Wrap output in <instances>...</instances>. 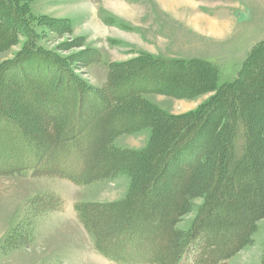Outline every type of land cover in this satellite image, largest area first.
<instances>
[{"label":"rangeland","instance_id":"374dc122","mask_svg":"<svg viewBox=\"0 0 264 264\" xmlns=\"http://www.w3.org/2000/svg\"><path fill=\"white\" fill-rule=\"evenodd\" d=\"M16 1L20 9L18 15L23 17V25L18 19L17 24L20 25H17V28H21L17 29L14 35L6 29L1 34L4 35L5 41L14 39L0 47V114L10 116L23 124L32 132V136L41 138L47 148L49 146L46 129L49 118L61 119L64 124L58 123L59 129L71 125L74 127L76 118L73 113L79 102V88L87 87L95 93L98 92L104 100L111 98L106 95V91L110 89V67H115V72L122 75L126 72L128 63L145 55L167 60L201 59L216 68L215 83L216 87H219L236 78L242 64L264 40V0ZM114 2L128 6L129 15L118 14ZM0 8L4 14L7 12L5 5ZM6 14L10 16L9 11ZM9 20L10 25L16 21L11 18ZM95 26L99 30H93ZM29 44L33 47L29 51L36 50L45 54L48 59L60 61V66L54 67L52 71L50 65L35 59L30 64L34 73H40L38 79L29 78L32 83L29 87H33L35 91L42 87L46 102L52 99V104L48 102L46 107L54 109V114L44 112L36 106L37 102L32 98H29L27 103L23 101L22 96H14L15 81L10 86L6 76L1 75V70L18 60L19 56L28 50L26 46ZM262 50L251 57L244 75L247 79H242L236 96H232L230 101L226 95L221 94L214 101L222 104L229 102L227 108L229 111L233 110L236 118L246 120L249 117L252 109L245 106L243 97L245 94L258 96L260 93L257 87L262 82L264 84V65L261 63L264 60V48ZM250 67L251 71H248ZM158 70L160 69L153 68L150 71ZM195 71V74L203 76L196 77L190 83L191 78L185 70L186 78L175 91L142 93L140 101L150 106L141 105V110L148 113L147 121H141L139 124V118H136L137 123L133 129L121 133L114 131L104 147L102 158H97L92 148L105 134L98 129V119L107 110L89 95L84 96L79 116V125L82 126L79 132V147L88 157L92 171V176L84 184H73L59 173L44 174L33 168L20 170L5 166L13 164L14 153L10 154V158L0 159V166L5 168H0V264H126L105 258L96 252L91 235L76 218L74 204L78 202L103 205L95 211L93 207L87 208L84 213L89 225L101 236L118 225H112L106 220L115 217L117 209L124 207L128 200L138 202L143 199L155 203L156 216L168 215L162 201L164 198H170V195L165 192L163 179L169 177L175 183L174 179L179 173L174 169L176 170L178 165H163L164 149L157 147L161 140L168 138L170 132L172 138H175L174 141L180 133L176 122L171 121L167 115L179 116L178 118L186 116L210 100L216 92L204 67L198 65ZM149 75V72L145 73V76ZM134 84L133 80L126 83L128 86ZM56 85L57 90L54 89ZM187 85H191L196 94L177 95L186 90ZM107 92L115 96L111 90ZM131 101L135 105L138 103L136 98ZM253 104L257 105V114L264 118V107L257 101ZM214 110L210 109L211 112ZM224 111L227 113L226 105ZM211 112L198 119L202 120L200 123L208 129L215 118ZM225 115L221 124L216 126V132L219 134L212 131L213 135L211 132L210 137L226 140L224 130L230 122L228 114ZM56 116L58 118L55 119ZM118 122L119 119L116 120V123ZM175 126L177 130L174 132L172 130ZM263 127L257 133L262 144ZM111 128V125L107 127V132ZM201 136L197 138L198 141H202L205 135L201 133ZM70 138L74 139V134H71ZM83 139H87L89 146L85 147ZM223 144L225 153L229 154L226 150L228 143L225 141ZM61 149L64 150V158H77L68 142L60 143L57 152ZM53 155L55 157L57 154ZM208 155V163H202L200 169H209L213 172V177L219 178L217 170L220 171L222 166L217 165L215 154ZM235 161L234 159L230 163V167H233ZM178 162L183 161L179 159ZM39 166L42 167L40 163ZM166 170V174H163ZM204 171H199V175L206 178ZM141 178L143 182L147 181L145 184H154L155 187L147 188L139 195L141 191L138 183ZM251 181L252 178L248 176L240 180L241 184ZM198 183L203 184V181L200 179ZM217 184H214V188ZM170 186L171 189L178 190L179 183L173 186L170 183ZM205 199L202 194L191 198L188 211L177 217L174 227L182 232L189 230L197 214L202 211ZM154 208L147 207V210ZM211 213L217 216L225 214L218 208L212 209ZM239 216L244 220L249 213L243 211ZM231 219L235 221V218ZM158 220L155 219L154 224H157ZM96 225L101 230H96ZM231 232L234 231L230 228L214 234L207 232L194 240L190 248L200 250L207 239L221 246L225 243L223 240L231 236L227 233ZM190 254L191 251L188 252L184 263L190 262ZM222 264H264V214L256 222L248 243Z\"/></svg>","mask_w":264,"mask_h":264},{"label":"trees","instance_id":"16d2710c","mask_svg":"<svg viewBox=\"0 0 264 264\" xmlns=\"http://www.w3.org/2000/svg\"><path fill=\"white\" fill-rule=\"evenodd\" d=\"M3 5L6 6V11L10 12V16L6 14L7 12L4 14L0 8V47L14 39H9V42L8 39L6 41L3 40L4 35H1L2 32H5L6 29L8 32H11V35H14L18 31L17 29L21 28L20 26L17 28V25H20V23L17 24V20L19 19L21 24L23 20V17L18 15L20 14V9L16 0H0V6L3 7ZM38 16L35 15V17ZM9 18L16 21L10 25ZM26 47L28 50L19 56L18 60L4 67L1 70V75L6 76L7 83L10 86L15 81L14 96H22L23 101L27 103L29 102L28 99L32 98L34 102H37L36 106L42 108L44 112L54 114L56 112L53 111L54 109L46 107V103L49 102L52 104L50 102L52 99L46 102L42 87L37 88L36 91L33 87H29L32 84L29 78L38 79L37 76L40 73H34V68L30 64L35 59L36 61L50 65L52 71L54 67L57 68L60 66L58 63L60 61L48 59L45 54L39 53L36 50L29 51L33 48L32 44ZM263 48L264 40L260 42L252 51L250 57L242 64L236 78L232 82L219 87H216L215 83L216 68L208 61L201 59L167 60L145 55L130 62L131 64L128 63L126 72L122 75H118L115 72V67H110L108 86L110 88L109 90L115 93V96L111 92H107L109 91L107 90L106 95H110L111 98L104 100L98 92L95 93L87 87L79 88V92L77 91L79 102L75 113H73L76 118L74 127L71 125L65 129H59L60 126H58V123L59 125L64 124L60 121L61 119L57 116L55 117V119L58 118L56 120L49 118L50 120L48 121V127L46 129L49 148L42 143L43 140H40L41 138L32 136V132L23 124L18 123V121L10 116L0 114V159L10 158V154L14 153L13 164H5V166H12L20 170L33 168L44 174L59 173V175L68 179L73 184H84L92 176L90 161L85 155V152L79 147L81 138L79 132L82 127L79 125V116L82 110L80 108L83 106L82 100L84 96L89 95L90 98L104 106L107 110L98 119V129L102 130L105 134L94 143L92 148L94 149L95 156L102 158L101 154L104 153V147L108 144L110 135L114 131L121 133L133 129L137 123L136 118H139V124L141 121H147L148 113L141 110V105H149L148 103L144 104L140 101L142 93H168L169 90L175 91L176 87L184 82V78H186L184 75L185 70L188 74L187 76L191 78L189 82L192 83L196 77L203 76L201 74L199 75V73L195 74V70L200 65L207 71L208 78L216 92L210 100L186 116L178 118L179 116L167 115L168 118L172 119L171 121L176 122L178 125L180 135L174 141L175 138H172V132H170L168 138L166 137L161 140L159 147H157V149H164L163 165L166 166V163H177L178 165L176 170L174 169L175 172L179 173L177 178L174 179L176 181H174L175 183L169 177L163 179L165 181L163 184L164 188H166L165 192L170 195V198H164L162 201V206L167 210L168 215L156 216L154 214L156 212V208H154L155 203H150L143 199V201L139 200L138 202L136 200H128L124 204V207L117 209L115 217L106 220L112 225L114 223H118V225L114 230L101 236L89 225L84 213L90 207H93L94 211L99 207L102 208V204L94 205L93 203L77 202L74 204V211L77 220L82 224L84 230L91 235L96 252L118 263L222 264L243 245L248 243L250 234L255 229L256 222L264 214V144L260 142L259 139L261 138H258L257 134L258 130L260 132V129L264 126V118L259 113L257 114V105L253 104L257 101L261 107H264V84L262 82L257 87V91L260 93L258 96L244 95L243 101L245 106H250L252 109L251 114L246 120L236 118L237 116H235L233 110L229 111L227 108L229 107V102L228 104H222L219 102L215 103L214 101L221 94L226 95L225 97L230 101L232 96H236L235 93L238 92V87L242 79H247V76L244 77V75L251 57L255 56ZM261 63L264 65V60ZM153 68L160 70L157 72L150 71ZM117 69L119 70V68ZM165 70L167 73H164ZM248 71H251V67ZM146 72H149L150 75L145 76ZM119 76L121 77L118 79ZM132 80L135 82L134 85H126V83ZM54 89H58L57 85ZM35 92L37 93L34 95ZM193 94L196 93L191 88V85H187L186 90L177 93L180 96ZM133 98H136L138 102L136 105L132 104L131 100ZM225 105L227 113L224 111ZM212 108L213 110L215 109L212 111L215 118L211 127L209 126L210 129H208L207 126L200 123L202 120L198 119H202V115L206 116L210 114V109L212 110ZM225 114H228V120L230 122L229 126L224 127V135L226 136L224 139H226V144L228 143L226 150L229 151V154L225 153L223 144L225 141L223 139L209 136L212 131L216 132V128H218L216 126L221 124L220 122L224 120ZM118 119L122 124H119L120 122L116 123ZM110 125L112 128L107 132V127ZM175 130H177V126L172 131L175 132ZM201 133L205 136H203L202 141L200 138V141H198L197 138L202 137ZM71 134H74V139L70 138ZM165 134L167 136V133ZM215 134H219V132ZM83 141L85 142V147L89 146L87 139H83ZM65 142L69 143L70 148L71 146L73 147L77 158H64L63 149L57 152L60 149V143ZM212 153L217 157V165L222 166L220 171L216 169L220 175L219 178L217 177L218 179L212 176L213 172H210L209 169L205 171L200 169L202 163H208L210 159L208 154L212 155ZM53 154L57 155L54 157ZM179 159L183 162H178ZM234 159L236 161L233 167H230V163ZM39 163L42 167L39 166ZM1 166V169H5ZM216 170H214V173ZM199 171H204L206 178L203 175H199ZM166 172L167 170L163 174H166ZM247 176L252 178L253 181L241 184L240 180ZM199 178L203 181V184L198 183ZM234 180L236 184H234ZM146 182H143L142 178L139 179L138 185L141 191L139 195H142L143 190L155 187L154 184L150 186L147 185L148 183L145 184ZM216 182L218 184L214 188ZM170 183H172V186L175 184L178 185L179 183L178 190L173 188L172 190ZM200 194L206 197L202 211L197 214L189 230L186 232L177 230L174 227L177 217L187 212L190 199ZM109 204L112 205L113 203ZM147 207L154 209L147 210ZM216 208L225 214H222V216L212 215V209L215 210ZM243 211L249 213V216L244 220L239 218V215ZM232 217L235 218V221H232ZM155 219H159L157 224H154ZM229 228L234 232L227 233L231 236L228 237L229 239L225 238L223 240L225 242L223 245L219 246L215 241H209L207 239L204 241L200 250L195 251L190 248L191 243L202 234H206L207 232H213L214 234L219 230L226 231ZM95 229L101 230L97 225ZM189 251H191L189 255L190 262L184 263Z\"/></svg>","mask_w":264,"mask_h":264},{"label":"bare ground","instance_id":"6f19581e","mask_svg":"<svg viewBox=\"0 0 264 264\" xmlns=\"http://www.w3.org/2000/svg\"><path fill=\"white\" fill-rule=\"evenodd\" d=\"M174 1L177 2V1H186V0H174ZM113 5L116 7L115 11H117L118 14L123 13V15H126V16L129 15L128 6H125L124 4H121V3L118 5V3H115V2L113 3ZM93 30H99V29L95 26Z\"/></svg>","mask_w":264,"mask_h":264},{"label":"crops","instance_id":"0c3cea01","mask_svg":"<svg viewBox=\"0 0 264 264\" xmlns=\"http://www.w3.org/2000/svg\"><path fill=\"white\" fill-rule=\"evenodd\" d=\"M121 4H123V3H121ZM111 8H113V6H111ZM102 29V28H101Z\"/></svg>","mask_w":264,"mask_h":264}]
</instances>
